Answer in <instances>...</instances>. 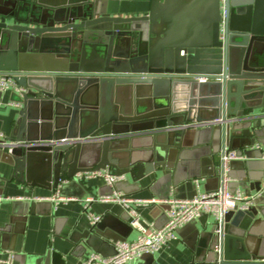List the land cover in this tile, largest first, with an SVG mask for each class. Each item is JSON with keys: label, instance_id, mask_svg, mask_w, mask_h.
Wrapping results in <instances>:
<instances>
[{"label": "water", "instance_id": "water-1", "mask_svg": "<svg viewBox=\"0 0 264 264\" xmlns=\"http://www.w3.org/2000/svg\"><path fill=\"white\" fill-rule=\"evenodd\" d=\"M213 7L209 44L189 47L157 43L158 0L147 16L127 18L101 0H0V75L26 90L0 139L11 168L0 195L17 184L63 198L81 187L97 199L75 176L106 168L135 193L169 186L179 200L184 190L192 199L206 176L220 185L223 151L264 141V0ZM263 205L264 191L249 213L229 212L191 264H264V241L252 237ZM36 206L17 205L0 239ZM104 239L123 241L94 225L82 247L100 251ZM148 256L133 264H152Z\"/></svg>", "mask_w": 264, "mask_h": 264}, {"label": "crops", "instance_id": "crops-1", "mask_svg": "<svg viewBox=\"0 0 264 264\" xmlns=\"http://www.w3.org/2000/svg\"><path fill=\"white\" fill-rule=\"evenodd\" d=\"M101 1L109 15L124 18L147 16L153 5V0ZM213 6L214 0H158L159 46L163 43L189 47L209 44ZM17 94L15 90H8L0 96V132L4 137L10 135L18 118L17 104L20 103L15 101ZM236 152L243 158L230 162L232 175L228 189L232 193L241 191L254 195L257 193V184H261L264 177V141ZM10 172L11 168L0 161V175L8 177ZM204 178L197 186V193L214 192L219 188L220 185L215 178L211 176ZM82 182L88 191L97 197L111 195L113 191H117L134 199L146 201L141 205L133 203L132 207L146 223L155 228H162L167 222V206L157 204L153 200L174 198L169 186H158L152 194L147 190L135 193L133 185L127 184L124 179L113 187L102 180L91 179ZM149 182L151 178L142 181L141 188H146ZM190 193L192 194L190 190L189 192L184 190L181 200H187L185 197L190 196ZM2 196L8 199L0 205V228L8 224L17 205L27 201L37 203L36 213L27 216L13 227L10 234L0 239V259H7L11 255L14 264H82L91 253L112 256L116 245L112 240L104 239V243L99 247L100 251H93L87 247L83 249V235L94 225H97L104 234L123 241H133L137 237L136 231L130 226L129 216L124 207L114 202L99 201L86 206L85 200L91 196L84 193L81 187L66 190L63 198L59 197L58 192H50L40 187L11 184ZM54 197L56 201L48 200ZM236 212L249 213V210L238 209ZM92 216L100 217V221L92 224ZM252 222V237L256 243L264 241V205L259 208L258 215L252 218ZM215 224L212 216L202 215L180 228L174 239L152 257L148 256V261L152 264H191L196 251L205 248L204 245L208 243L207 233ZM139 261L137 259L132 264Z\"/></svg>", "mask_w": 264, "mask_h": 264}, {"label": "built area", "instance_id": "built-area-1", "mask_svg": "<svg viewBox=\"0 0 264 264\" xmlns=\"http://www.w3.org/2000/svg\"><path fill=\"white\" fill-rule=\"evenodd\" d=\"M8 90H15L19 95L24 94L26 90L17 85L13 77L0 75V93ZM20 109L21 104H17ZM4 134L0 132V139H4ZM236 151H223L220 162L223 166V179L219 188L214 192H198L192 199L179 200L168 198L166 200H153L157 204L167 206V222L162 228H155L153 225L146 223L139 212L132 207V204L141 205L146 201L134 199L120 192L113 191L111 195L100 196L97 199L88 197L86 206L92 202L99 201L103 203H118L126 210L129 216V223L133 230L136 231L137 237L133 241L117 242L115 252L112 256L105 257L97 253H91L82 264H132L135 260L144 255H154L159 252L165 245L175 238L176 232L183 226L200 218L202 215L212 216L216 224H221L224 217L231 211L238 209H249L254 200H256L264 191V177L260 184V189L254 195L244 194L241 191L232 193L228 189L229 178L226 173L229 171L230 162L242 159ZM264 160V155H263ZM102 180L109 186H114L122 181L124 177L114 174L112 169L79 173L75 180ZM70 180L63 179L61 183H69ZM195 184L199 186L198 180ZM8 198L0 195V205ZM48 200L56 201L57 199L49 198ZM100 221V217L92 216V224ZM0 264H14L13 256L7 259H0Z\"/></svg>", "mask_w": 264, "mask_h": 264}]
</instances>
